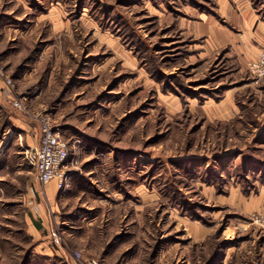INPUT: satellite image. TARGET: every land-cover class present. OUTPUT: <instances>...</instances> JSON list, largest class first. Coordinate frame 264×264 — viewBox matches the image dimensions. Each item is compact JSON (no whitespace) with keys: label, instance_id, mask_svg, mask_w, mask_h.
<instances>
[{"label":"rangeland","instance_id":"obj_1","mask_svg":"<svg viewBox=\"0 0 264 264\" xmlns=\"http://www.w3.org/2000/svg\"><path fill=\"white\" fill-rule=\"evenodd\" d=\"M238 27L215 0H0V264H264V77ZM39 115L64 190L24 157Z\"/></svg>","mask_w":264,"mask_h":264},{"label":"built area","instance_id":"obj_2","mask_svg":"<svg viewBox=\"0 0 264 264\" xmlns=\"http://www.w3.org/2000/svg\"><path fill=\"white\" fill-rule=\"evenodd\" d=\"M249 73L257 78L264 77V48L260 50L256 58L247 64ZM0 79L2 90L8 94L13 93L14 84L3 68L0 67ZM18 109H23L18 100L12 102ZM40 138L36 145L28 146L24 149L26 161L34 167L37 180L41 184L54 181L58 189H66L69 185L70 167L69 153L67 144L60 132L55 127L48 116L39 115ZM254 224L264 228V215L255 216L252 219ZM70 258L74 264H102L93 255H86L81 250H73Z\"/></svg>","mask_w":264,"mask_h":264},{"label":"crops","instance_id":"obj_3","mask_svg":"<svg viewBox=\"0 0 264 264\" xmlns=\"http://www.w3.org/2000/svg\"><path fill=\"white\" fill-rule=\"evenodd\" d=\"M215 1L219 5L220 12L223 16L224 15L227 16L231 21L234 22V24L235 23L239 24V27L243 26L244 28L243 30L250 33L249 41L251 40L253 43L251 44L252 45L251 47L258 49L255 53V56H256L258 51L262 47H264V20H261L259 16L253 12L254 10H252V7L250 3L248 2V0H241L243 2H241L237 6L232 5V3H230L229 0H215ZM202 23L204 24L206 23L209 26H211V28H215V29H216V26H218V23L216 24V21L214 19L207 17V16L204 17V20ZM218 28H219V33H220L219 36H215V37L209 36V37L216 41H221L222 39L220 36L227 34L225 33L227 31H225L221 27H218ZM210 32L213 33L214 31L210 29ZM26 128H27V125L26 127H24L23 132H28V129ZM36 142L34 143V145L37 144ZM49 183H51L50 184L51 186H55L54 181H51Z\"/></svg>","mask_w":264,"mask_h":264}]
</instances>
